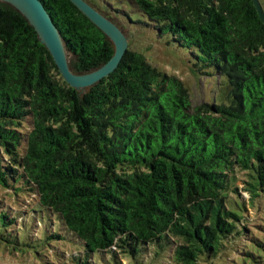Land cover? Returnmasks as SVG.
I'll return each mask as SVG.
<instances>
[{"label":"trees","instance_id":"1","mask_svg":"<svg viewBox=\"0 0 264 264\" xmlns=\"http://www.w3.org/2000/svg\"><path fill=\"white\" fill-rule=\"evenodd\" d=\"M41 1L74 72L113 56L71 0ZM86 1L183 49L214 92L195 103L180 77L131 47L115 71L77 89L27 18L0 1V246L43 264H221L233 253L264 264L243 248L242 191L251 208L264 196V23L253 1L118 0L137 19Z\"/></svg>","mask_w":264,"mask_h":264},{"label":"rangeland","instance_id":"2","mask_svg":"<svg viewBox=\"0 0 264 264\" xmlns=\"http://www.w3.org/2000/svg\"><path fill=\"white\" fill-rule=\"evenodd\" d=\"M259 1L264 9V0ZM107 2H110L111 4L115 5V7L120 8L122 11L125 10L132 19L141 18L138 15V12L127 3L120 2L118 0H107ZM103 12L111 16L112 20L123 30L128 39V48L131 47L144 52L154 65L158 66L160 69L168 72L169 74H174L180 77L189 87L195 103L201 102L204 97L207 99L211 98L214 92L213 88L216 80L212 77L210 78V76L206 74H203L202 78L197 79L192 74L189 67H187L185 64V61H187L189 58L187 52L175 46L164 44L161 38H157V40L154 41L153 38L145 36L141 31L130 29L127 23L122 22L114 15L113 11H110L109 13H106V11ZM119 16H122L123 18L125 15L119 14ZM239 185H241V182H239ZM242 193L243 197H245V215L247 218L249 217V220L247 221L249 223L247 234L250 235V237H248L243 243V248L253 252L254 254L261 255L263 258L264 254L262 253H264V251L261 249L260 245L252 240V238H256L257 240L264 242V196L258 198L251 208L248 204L249 193L246 191H242ZM2 195H7L5 198H9V195L5 192H0V196ZM14 201L15 200L13 199L12 202L14 203ZM31 202H33V200L30 201L28 198L26 202L20 203L19 205L24 208L28 207ZM230 256L231 260H229V263H226L224 259L221 264H240L241 262L238 263L236 261L237 258L240 256L246 257L244 254L238 255V253L237 255L236 253H233ZM40 258L41 256L35 252L25 253L23 251H13L12 249L0 246V263L43 264ZM44 259L46 258L44 257ZM122 264H129L128 259H123Z\"/></svg>","mask_w":264,"mask_h":264},{"label":"water","instance_id":"3","mask_svg":"<svg viewBox=\"0 0 264 264\" xmlns=\"http://www.w3.org/2000/svg\"><path fill=\"white\" fill-rule=\"evenodd\" d=\"M11 4L21 12L36 29L40 40L50 50L63 78L71 86L84 89L99 82L111 74L119 66L128 49V39L123 30L113 20L97 10L86 0H71L97 27L113 42V56L99 68L87 72L76 73L69 65V55L63 36L53 22L49 12L41 0H0ZM261 21L264 23V9L259 0H252Z\"/></svg>","mask_w":264,"mask_h":264}]
</instances>
